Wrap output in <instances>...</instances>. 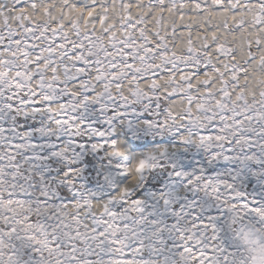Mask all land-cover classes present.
I'll list each match as a JSON object with an SVG mask.
<instances>
[{"label":"snow or ice","instance_id":"snow-or-ice-1","mask_svg":"<svg viewBox=\"0 0 264 264\" xmlns=\"http://www.w3.org/2000/svg\"><path fill=\"white\" fill-rule=\"evenodd\" d=\"M0 264H264V0H0Z\"/></svg>","mask_w":264,"mask_h":264}]
</instances>
